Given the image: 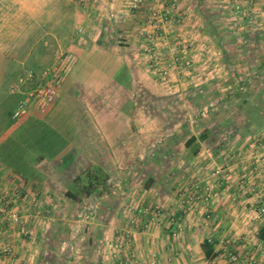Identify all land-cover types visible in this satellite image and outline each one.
<instances>
[{
  "label": "crops",
  "instance_id": "obj_1",
  "mask_svg": "<svg viewBox=\"0 0 264 264\" xmlns=\"http://www.w3.org/2000/svg\"><path fill=\"white\" fill-rule=\"evenodd\" d=\"M175 1L181 24L175 31L164 27L157 31L148 8L156 6L162 11L170 5L168 1L146 0L140 10L132 11L129 0H0V94L8 86L6 98L18 94L25 99L39 86L41 72L54 65L59 55L70 53L78 58L51 110L47 114L32 110L24 118L25 124L5 130L0 138V196H11L13 209L22 215L20 224L0 215V264H125L130 260L151 264L154 259L157 264H227L233 252L241 264H264V243L259 238L264 217L256 214L255 205L264 198V167L259 169L264 164V133L238 144L250 156L241 160V166H232L239 171L254 166L253 170L241 177L199 179L213 184V189L226 182L216 199L209 193L211 189L205 194L194 192L193 181L198 180L188 181L181 172L167 173L162 180L146 174L153 166L202 165L205 153L197 147L194 152L189 149L193 153L188 151L191 154L185 159L180 157L183 153L176 157L166 153L159 163L155 160L153 145L140 138L149 129L139 127L135 120L138 82L144 94L152 97L183 96L185 87L197 82L191 76L192 82L186 80L191 74L186 69L194 67L199 54L207 56L200 53L205 49L199 44L186 56L184 44L207 38L204 34L218 40L215 21L230 18L216 19L211 10L234 8L236 2L224 5L225 0L222 6L217 0ZM204 5L210 14L198 12ZM209 21L213 23L210 32L206 30ZM45 22L54 25L45 30ZM218 31L225 37L226 31ZM154 32L169 39L157 43L171 70L166 80L155 78L151 67L138 60L137 51L145 50V38ZM227 37L235 41L232 35ZM47 38L50 42L39 48ZM174 39L178 44L173 45ZM220 50L221 45L209 52L221 56L223 62ZM195 65L196 74L204 68ZM29 72L36 79L13 94ZM206 76L202 73L198 84H207ZM35 132L36 141L32 138ZM207 158L214 161L213 153ZM92 166L110 175L108 193H94L79 202L68 198L69 191L77 192L76 177ZM136 167L141 168L139 175ZM251 185L255 187L250 189ZM15 190L20 191V198L13 195ZM24 195L37 197L38 206L23 200ZM93 199L96 203L90 212ZM159 205L163 218L145 214V206ZM88 210L95 217L85 216L84 221L93 226L73 240L81 226L73 218ZM128 235L129 243L124 239ZM207 239L216 241L218 256L214 260H208L202 251ZM7 246L11 254L3 252Z\"/></svg>",
  "mask_w": 264,
  "mask_h": 264
},
{
  "label": "rangeland",
  "instance_id": "obj_2",
  "mask_svg": "<svg viewBox=\"0 0 264 264\" xmlns=\"http://www.w3.org/2000/svg\"><path fill=\"white\" fill-rule=\"evenodd\" d=\"M217 1L220 5L223 6L222 3L225 0H217ZM227 1L228 3L224 5L233 4L232 0H227ZM237 1L242 2L243 4L248 6L249 5L248 2L250 0H236V2ZM263 1L264 0H256L257 2V6H256L257 9L255 10L256 18L252 24L246 25L245 27L247 28L245 29H238L233 25L232 21L235 18V15L233 16L234 10H233L232 5H230L229 7H223L222 10H224L225 12L222 10L219 11L217 10L218 8L215 7L211 11L215 13V15L217 16L216 19H219L218 17L227 16V15H229L228 17L230 18V21L227 20L226 17H224L225 18L224 21L216 20L215 21L216 29L220 31L223 30L226 32H228L227 30L229 29V27H232L237 32H241V31L253 32V31H257L261 29L264 30V8H263L264 3ZM236 2L234 3V5L236 4ZM261 4L263 6H261ZM204 6H205L204 7L205 9L200 8L201 10L198 12L203 13V11H206V13L210 14L211 13L210 9L206 5ZM226 11H229V12H226ZM181 22H182V18H180V22L177 23V26L172 28L173 31L177 29V27L181 24ZM196 23L198 24L197 28H199V30L202 29L205 31V26L203 27L202 23L200 22H196ZM212 24L213 23H211V25L209 24L207 25L206 30H208L209 32L213 30ZM44 25L46 26L45 30H48L51 27H53L54 23L45 22ZM204 35H207L208 37L207 38L201 37L199 39L198 38L190 39L193 41L194 44H191L192 42L187 41V43L184 44L185 48L183 47L186 56H188V54L190 55V50L194 49L197 44H199L200 48L205 49V50H202V52L200 53H206L205 55L207 56H203L199 54L201 58L200 59L197 58L196 63H195V64H198L201 68L204 67L205 69L204 68L203 70L197 69L198 70V71L196 70L197 74L194 73L195 71L194 67L196 66L195 64L192 69L190 68L191 66L188 69H186L187 72L191 73L190 75L186 76V80L188 79L189 76H191V78H194L197 82L195 83L193 82V84L187 85L185 87L183 96H173V98L171 99H162L161 98L162 96H157L159 98H156L155 96L152 97L151 95L144 94V92L139 87L140 83L138 82L139 85H138V98L136 102L137 105L134 102V104L136 105L134 109H136L138 112V117L135 118L136 124L139 125V127L140 126H142V128L147 127L149 129V131L147 130L146 134H141L140 138L143 139L142 142L144 144L147 143L150 146L153 145L155 160L157 159L158 163L161 161V159L164 157L166 153L169 154V157H172V156L176 157V156H179V153H183V156H180L181 159H185L183 157H188L191 153L194 152V149H197V147L198 148L200 147L199 151H204L205 153V156H203V159L201 160L203 161L202 165L201 164L192 165L189 163V166H186L185 163L181 162L179 164L169 166V167L162 166V165L153 166V167H149L148 170H146V174L153 175L157 179H161V177H163L164 179V177L166 176L165 174L167 173L179 174L181 172L180 173L181 175H185L188 177L189 179L188 181H191L193 178L198 180L196 184L193 181L194 187L192 190L194 192L198 191L199 194L201 192L205 194V192H208V189H211V192L209 193L212 194L214 199H216L218 198V191L222 189L221 187L226 186V182H220L218 187L213 189V184L211 183L206 184V182H200L199 179L200 178L201 179L202 178L203 179L217 178V177H222V176L223 177L225 176L226 178V177H230V175L241 177L247 171L253 170L254 166H251L249 169L245 171H242V170L239 171L238 167L232 166V165L241 166V160L244 157L250 156L249 152H248V155L243 154V153H246L247 150L242 151L238 147V144L243 143L242 142L243 140L238 139L235 142H233L234 146L232 145L233 147L231 146L226 150L224 149V151H222L218 157H214V161L209 160V158H207L208 154L212 152H210L209 147H207L206 143L197 142L194 148H192L193 150L192 152L185 147V142L191 137V135L194 134L198 136L200 133H202L207 128L212 129L216 132H219L222 129V124L227 119H232L236 121L237 126L242 124L243 118L240 117V115L238 114L237 107L235 104L236 101L231 100V99L228 101L227 100L228 93H231L233 91L232 90L233 86L239 85L241 81H243V79L246 80V79H251L252 76L254 77L255 71L248 70L247 65H250V63H248V60L250 61L252 60L253 62L254 61L256 62V60L263 59L264 58V47L262 48V50H260L259 53H257L256 51H254V48H253L254 45L252 44V42H245L242 39H237L235 41H232L231 37H227L228 33L225 35L224 39L221 41H218L216 38L212 37V35L211 37L208 34H204ZM179 39H182V38L179 37ZM167 40L169 39L167 38ZM121 41H124V38H121ZM173 41L175 42L173 43V45L178 44L179 42V40L177 39H174ZM45 42H50V38L44 39L42 43H39V48L44 46ZM145 45L144 47H146ZM187 45H190V46H187ZM220 45L224 46L228 51L232 52L233 62L231 65L224 64V62H221V60H219L221 56L215 55L209 52V50L212 51L213 49H215V47L218 48V46ZM178 46H176L175 48L176 51H177ZM242 47H246V48L243 49ZM158 50L159 51H156L157 57H158L157 62H160V64L163 65V67L170 70L169 64H168L169 62H167V64L164 63L168 59L167 55L163 54L160 51V49ZM221 50L223 51L222 48ZM137 54H138L137 55L138 60L142 61L144 65L147 64L148 66H150L151 70H153V73L155 72L154 73L155 78L166 80L167 78L170 77L171 70L168 75H160L157 73V70L154 68L155 63L151 61L150 55L146 50L144 51L142 50L140 52L137 51ZM171 55L175 57V55L173 54ZM189 57L192 60V56H189ZM222 61H223V54H222ZM182 62L187 63V62H190V60H184ZM202 73H204V75L208 74V77L206 76V79L209 80L207 84H204L205 82L203 84H198V81L202 79L201 78ZM138 78H139V75H138ZM194 79H191V80L188 79V80L192 82ZM263 82H264V76L256 77L252 80V86L250 87L253 90L261 89ZM8 88H9L8 86L4 87L6 91L8 90ZM5 90L0 94V134H2L5 130L8 131L9 129L11 130V128L13 127H16V126L18 127L22 125L23 122L25 124L27 121L24 119L17 120L13 118L12 114H14L17 111L19 104L23 99L20 98L19 95L18 94L16 95L15 93H13L15 95H10L6 98ZM200 94L204 95V97H202L201 99L197 98ZM253 99L255 102L259 101V99H255V98ZM28 124H30V122H28L27 125ZM64 128H67V127H64ZM62 129L63 128L61 127V130ZM233 130L234 128L231 131ZM32 138L34 141H36V132L32 135ZM140 141L141 139H139V142ZM226 141H228L227 137L220 135L219 142L224 143ZM139 146H141V144H139ZM231 148H233V152L231 151ZM188 151H190L191 153ZM258 166L255 165V167H258ZM67 167L68 166H66V168ZM263 167H264V164H262V166H260L259 169H262ZM136 168H137L136 173L139 175V173L141 172L140 171L141 168L140 167H136ZM217 170L221 171L222 174L218 176H214L213 174ZM140 176L141 177L145 176V174H142ZM253 187L255 186L251 185L250 189H252ZM262 191L264 192V190ZM33 198L34 197H32L31 199ZM90 201H91L90 212H92L93 211L92 209L94 207L93 205L94 203H96V199H93ZM255 205L257 206V201L255 202ZM159 210L161 211V214H164V210L162 206L160 205L155 206V207L154 206L144 207L145 214L148 215L149 217L150 215L157 216L156 211H159ZM85 212L81 214L79 213L80 216L77 215L75 218H73V220H76V221L78 220L79 224L81 225V226H77L76 228L77 230H75L76 232L74 235L76 238L73 240L77 239V235H76L77 233L82 234L86 230L89 231L88 228L93 226L85 222L84 219H85V216H88L89 217L88 219L90 218L93 219L95 217V214L91 215L89 210ZM157 217L158 219L163 218L160 216H157ZM133 225H136V224H133ZM234 254L237 255L236 252H233L229 254V257ZM228 263H229V258H228L227 264Z\"/></svg>",
  "mask_w": 264,
  "mask_h": 264
},
{
  "label": "built area",
  "instance_id": "obj_3",
  "mask_svg": "<svg viewBox=\"0 0 264 264\" xmlns=\"http://www.w3.org/2000/svg\"><path fill=\"white\" fill-rule=\"evenodd\" d=\"M130 7L132 11L140 10L146 4V0H129ZM169 2L170 5L165 7L162 11H159L156 6H150L148 8L149 18L152 22L154 28L158 31L164 27L166 31L168 29H172L177 26V23L180 22L181 13L178 3L174 0H157L159 4H165ZM264 3V1H263ZM248 6L243 4L242 2H236L234 6L235 18L233 19V25L238 29H245L246 25L252 24L256 18L255 10L257 9L256 0H250L248 2ZM145 30L142 31V33ZM141 33V34H142ZM158 41H162V43H167V37L162 36L159 32H154L149 37L146 36V51L150 55L151 61L155 63L154 68L157 70V73L160 75H168L170 70L163 67L160 62H157V52ZM78 63V58L70 53H63L59 55L58 60L51 67L46 68L41 72L40 75V84L39 86L31 91L27 98L23 99L17 111L14 114V119H24L31 114L32 110L38 111L41 114H47L53 105L56 102L60 89L69 79L71 74L73 73L76 65ZM154 69V70H155ZM36 79V74L34 72H29L26 76L22 77L19 80L20 87L13 89V93H18L20 88L26 85L29 81H34ZM222 174L221 171L217 170L213 175L218 176ZM210 189H208L209 191ZM14 196L15 198H20L21 194L19 190H15ZM12 195V196H13ZM23 200H28L32 206L37 207L39 202L38 198L34 197L31 199L28 195H24ZM256 213L258 216H264V198L257 203ZM157 216L164 217L165 214H161V211H156ZM0 215H2L7 220H10L14 224H20L22 222V215L16 212L12 206V198L6 195L0 196ZM125 237V236H124ZM131 236L128 235L127 238H124L125 241H128ZM119 245V244H118ZM117 245V247H119ZM5 254H11L10 248L7 246L3 249ZM125 264H144L134 260L127 261ZM151 264H157L156 259ZM228 264H241L240 258L238 255H231L229 257Z\"/></svg>",
  "mask_w": 264,
  "mask_h": 264
},
{
  "label": "trees",
  "instance_id": "obj_4",
  "mask_svg": "<svg viewBox=\"0 0 264 264\" xmlns=\"http://www.w3.org/2000/svg\"><path fill=\"white\" fill-rule=\"evenodd\" d=\"M234 10V8H233ZM212 23L211 21H209ZM228 29V34L232 35L234 40L242 39L245 42H252L254 45V51L257 53L264 47V30H257L253 32H237L234 29ZM215 35L218 40L224 39L221 36L222 33L214 27ZM225 33V32H224ZM227 34V32H226ZM223 49V62L226 65H231L233 62L232 52L228 51L224 46ZM245 49L246 47H242ZM250 65H247L249 71H255L254 77L251 79H243L239 85H234L232 92L228 93L227 100H235L238 114L243 118L242 124L236 125V121L227 119L222 124V129L216 132L212 129H205L202 133L197 135H191L186 140L185 147L189 150L194 148L197 142L206 143L207 147L212 151L214 157H218L224 149L231 147L236 140H248L257 138L262 132H264V82L262 88L258 90L251 89L252 80L256 77L264 76V58L254 61L248 60ZM234 84V83H233ZM204 97L200 94L197 98ZM259 99L255 102L254 99ZM11 115V113H10ZM13 115V114H12ZM14 118V116H13ZM2 127V126H1ZM234 128L233 131H231ZM3 133L0 134V138ZM220 135L227 137L228 141L224 143L219 142ZM199 151L196 150L195 154ZM110 175L102 168L92 166L85 172L78 175L75 179L76 193L68 192V198L79 202L88 198H91L94 193L98 195L107 194L110 188ZM260 240L264 243V228L259 233ZM202 251L208 260H214L217 258L218 253L216 252V241L213 239H207L202 244Z\"/></svg>",
  "mask_w": 264,
  "mask_h": 264
}]
</instances>
